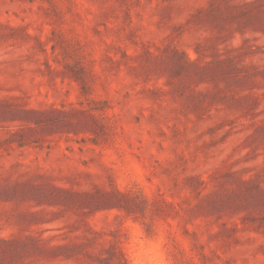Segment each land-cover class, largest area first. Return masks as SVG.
Wrapping results in <instances>:
<instances>
[{
    "label": "rangeland",
    "instance_id": "374dc122",
    "mask_svg": "<svg viewBox=\"0 0 264 264\" xmlns=\"http://www.w3.org/2000/svg\"><path fill=\"white\" fill-rule=\"evenodd\" d=\"M134 238L264 264V0H0V264Z\"/></svg>",
    "mask_w": 264,
    "mask_h": 264
},
{
    "label": "clouds",
    "instance_id": "9594fccd",
    "mask_svg": "<svg viewBox=\"0 0 264 264\" xmlns=\"http://www.w3.org/2000/svg\"><path fill=\"white\" fill-rule=\"evenodd\" d=\"M128 259L131 264H166L164 253L161 251L158 242L147 246L136 247L135 238L127 245Z\"/></svg>",
    "mask_w": 264,
    "mask_h": 264
}]
</instances>
